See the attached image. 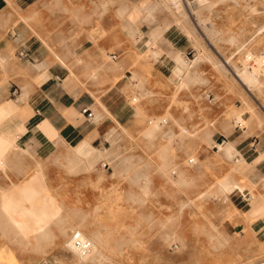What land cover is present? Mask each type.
Listing matches in <instances>:
<instances>
[{"label":"rangeland","instance_id":"1","mask_svg":"<svg viewBox=\"0 0 264 264\" xmlns=\"http://www.w3.org/2000/svg\"><path fill=\"white\" fill-rule=\"evenodd\" d=\"M105 1L114 32L122 18L123 29L135 30L122 44L114 40L116 61L105 55L107 77L96 78L100 68L90 70L83 55L67 64L94 104L89 140H60L53 148L61 156L11 174L14 164L0 151V178L11 185L0 186V264H81L65 244L74 229L104 245L102 262L82 264H264V217L256 218L264 207L251 213L255 202L264 204V161L250 164L238 148L241 139L264 138V0H175L184 11L169 0L50 5L70 7L64 22L73 26L74 7L103 11ZM158 14L163 29L185 28L190 41L184 36L181 55L190 74L159 75L154 66L161 63L151 55L160 49L150 35ZM17 57L27 65L18 70L24 76L32 65L28 55ZM244 67L260 79L257 90L234 78L233 69ZM76 69L85 76L74 77ZM8 80L3 73L0 96L14 98ZM233 189L244 197H229Z\"/></svg>","mask_w":264,"mask_h":264},{"label":"crops","instance_id":"2","mask_svg":"<svg viewBox=\"0 0 264 264\" xmlns=\"http://www.w3.org/2000/svg\"><path fill=\"white\" fill-rule=\"evenodd\" d=\"M50 1L0 0V80L3 73H7L8 92L15 96H0V151L14 164L6 174L18 173L20 169L26 168L23 166L26 162L32 164L33 161H44L50 156H61L63 151L53 148L54 143L61 144L60 140L76 146L83 145V139H88L90 134L88 122L92 118L87 119L81 111L87 108L92 112L91 106L94 104L90 96L81 93L73 79H70L72 75L67 64L83 55L90 70L100 68L99 72L94 70L95 73L93 71L88 76L91 77L94 73L96 78H105L112 72V68L104 62L105 55H109L113 62L118 59V55L113 52V47H116L114 40L122 44L125 37L129 38L135 30L134 27L123 29L127 18H122V21H115L114 32L113 11L106 6V1L101 4L103 11H99L94 5L74 7L73 26L70 22L67 25L64 22L70 19L66 16V13H70L67 11L70 7H54L50 5ZM122 11L124 13V9ZM158 16L159 14L154 25L161 22ZM175 25L165 29L159 25L150 34L155 37L156 45L160 48L159 51L155 48L151 51L152 57L161 62L154 63L161 70L159 75H163L164 70L168 71L169 77L171 70L187 74L191 72L186 68L179 71L171 67L173 62L185 61L181 49L187 40L190 41L182 24L177 22ZM144 27L142 31L147 34L143 40H146L150 29ZM20 53L28 55L27 62L32 65L24 76L18 71L27 68L25 62L17 59ZM54 61L56 63L51 64ZM81 62L82 60H78L80 65ZM74 72V77L85 76L79 69ZM128 73L125 69L121 78L127 79ZM61 78L62 83L53 80ZM37 79H41V83L35 84ZM81 116L85 119L84 122L81 121ZM226 140L227 138L221 141V147H224ZM243 142L245 139H241L238 148L242 150L247 162L249 160L250 164H262L264 138L258 140L251 137L249 143ZM16 147L22 151H16ZM259 152L261 153L258 154ZM225 154H229L228 150ZM254 156L256 160L251 163ZM6 185L0 178V186ZM9 186L11 185L6 188ZM230 196L244 197L236 189L229 193ZM261 207L264 204L255 202L251 206V213ZM258 217H264V214H258L256 218Z\"/></svg>","mask_w":264,"mask_h":264},{"label":"bare ground","instance_id":"3","mask_svg":"<svg viewBox=\"0 0 264 264\" xmlns=\"http://www.w3.org/2000/svg\"><path fill=\"white\" fill-rule=\"evenodd\" d=\"M174 2V1H173ZM172 2V3H173ZM176 8L178 9H183L184 11V8L182 6V4L179 2V3H173ZM194 10V9H193ZM189 12V11H188ZM179 56V55H178ZM222 64L224 66H227L229 65V62L228 61H224L222 62ZM171 67L173 69H176V70H181L182 68H186L188 71H190L193 66L191 64H189L187 61H184V62H173L171 64ZM233 69V68H232ZM233 75H234V78L242 85V86H245L246 88H248V91H255L257 90L259 87H261L262 83L260 81V79L250 73L248 71V68H245L242 70V71H239V70H236V69H233ZM241 125V124H240ZM213 140V139H212ZM214 143V142H213ZM235 150V152L237 153L236 155L239 156V157H242V154L241 152L237 149L236 146H232ZM230 149V148H229ZM224 151V149H222V152ZM84 156H88L84 154ZM256 158V156L254 157ZM193 163V161L191 162ZM10 221V219H9ZM13 221V220H11ZM14 224V227L17 228V223L13 222ZM5 228H10L11 226L8 225V226H4ZM38 232V231H37ZM69 232V231H68ZM66 233V232H65ZM94 237V236H93ZM97 237V236H96ZM65 238V237H64ZM99 238V237H98ZM98 238H93L92 240L89 239L88 237H86L85 233L83 232V230L81 231L80 229H74L68 239H66V246L75 254V256L77 257V260L79 261V263H94V262H102L103 259L105 258V253L101 250V246H104L101 241L98 239ZM65 242V241H64ZM80 243L82 245H87L89 244L88 246V250L85 251L83 250L81 247H78L76 244ZM104 248V247H103ZM102 248V249H103ZM36 251V250H35ZM40 251V250H39ZM35 256V255H34ZM33 260V258H32ZM45 261V260H44ZM44 264H48V263H45L43 262Z\"/></svg>","mask_w":264,"mask_h":264},{"label":"built area","instance_id":"4","mask_svg":"<svg viewBox=\"0 0 264 264\" xmlns=\"http://www.w3.org/2000/svg\"><path fill=\"white\" fill-rule=\"evenodd\" d=\"M169 1H171V2H175V0H169ZM194 2H197V1H199V0H193ZM20 56H23V53H20ZM24 56H26V55H24ZM81 113H82V115H84L87 119H91L93 116H92V112L89 110V109H87V108H84V109H82V111H81ZM163 123H165V121H163ZM240 127V126H239ZM222 144V142H220V144H217V146H220ZM78 247H81L83 250H85V251H87L88 250V246H89V244H87V245H82V244H80V243H78L77 242V244H76ZM39 264H44V263H39Z\"/></svg>","mask_w":264,"mask_h":264}]
</instances>
